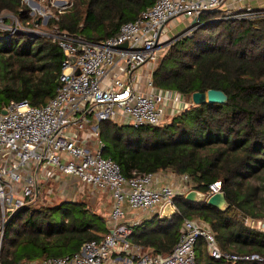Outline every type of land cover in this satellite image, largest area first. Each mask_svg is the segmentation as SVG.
<instances>
[{"label": "trees", "instance_id": "16d2710c", "mask_svg": "<svg viewBox=\"0 0 264 264\" xmlns=\"http://www.w3.org/2000/svg\"><path fill=\"white\" fill-rule=\"evenodd\" d=\"M156 0H72L49 24L60 31L100 42L116 35ZM264 11L263 9H259ZM34 26L24 0H0V12ZM207 12L190 36L174 40L153 70L154 86L182 94L191 105L167 123L135 128L112 120L100 123L103 154L115 160L125 176L172 171L188 175L195 189L208 192L221 181L226 210L207 201L176 195V210L156 214L132 226L128 241L154 254L167 255L177 244L186 218L214 231L223 252L259 254L264 258V231L247 218H264V16L220 18ZM65 54L48 36L33 38L18 31L0 34V74L12 83L0 86V112L12 100L41 106L54 97ZM223 90L228 103L195 105L192 95ZM263 180L261 186L252 180ZM109 232L107 219L88 204L66 200L56 206L17 210L6 226L2 264H25L78 252L88 241ZM196 264H264L213 258L203 238L196 244Z\"/></svg>", "mask_w": 264, "mask_h": 264}, {"label": "built area", "instance_id": "2783aa9c", "mask_svg": "<svg viewBox=\"0 0 264 264\" xmlns=\"http://www.w3.org/2000/svg\"><path fill=\"white\" fill-rule=\"evenodd\" d=\"M226 1L156 0L136 19L124 23L116 35L100 42L54 29L50 37L65 54L54 97L41 106L12 99L4 107L7 113L0 112V264L10 217L36 202L41 184L55 179L58 173L111 193L114 205L109 232L100 240L84 243L73 254L25 264H196L195 247L200 238L213 258L233 262L264 260L259 254L223 252L213 229L203 221L189 218L184 220L171 253H143L142 247L128 241L132 226L123 221L125 206L158 210L166 215L176 210L173 197L186 195L195 186L188 175L179 176L177 185L160 187L154 184L156 173L140 174L134 170L125 176L120 165L103 154L106 144L100 137L103 121L135 128L158 126L167 115L179 114L191 105L178 92L156 88L152 76L146 82L147 90H139L137 72L157 63L161 51L171 43L163 36L171 20L192 19L190 27L174 40L190 36L204 13L221 10ZM25 2L38 6L35 0ZM259 9L263 8L243 7L233 18L253 20L264 16ZM18 31L25 32L18 18L13 14L4 17L0 12V34ZM219 192L222 182L216 181L208 185L206 195ZM246 224L264 231V218H247Z\"/></svg>", "mask_w": 264, "mask_h": 264}, {"label": "rangeland", "instance_id": "374dc122", "mask_svg": "<svg viewBox=\"0 0 264 264\" xmlns=\"http://www.w3.org/2000/svg\"><path fill=\"white\" fill-rule=\"evenodd\" d=\"M38 3V6L34 7L33 5L29 4L28 2H24L29 6L30 8V15L33 18L34 26H25L21 25V30H24L26 33H28L33 38H36L38 36H48L50 37L54 33V29L56 26H51L49 24L50 20L53 17H56V11L62 12L66 8L71 6L72 0H35ZM63 1V3H62ZM221 11V10H219ZM237 10H231L226 11L222 13V16L220 18H231L233 19V16ZM2 15L9 16L12 15L10 12L3 11L1 12ZM8 18V17H7ZM6 18V19H7ZM183 20V23L179 25L178 28L173 29L171 31V36L168 37L166 42L170 39L171 43L173 40L180 36L181 33H183L184 29L187 28V25L185 23L186 17H181ZM8 22H11V19L8 20ZM175 23V22H174ZM170 43V44H171ZM166 45L164 49L160 53V59L164 56L166 50L168 49L169 45ZM159 61L156 63L154 69L157 67ZM153 70V69H152ZM13 80H8L6 77H3V75L0 74V86H3L6 83H12ZM174 116L173 115H167L164 120L163 124L169 122ZM121 124V123H119ZM73 177H68V179H72ZM263 180L261 179H253L252 184L261 186ZM43 183V182H42ZM41 193L40 197L36 202L31 204L30 206L34 208H41V207H47V206H56L66 200L70 201H81L83 203L88 204L90 207H92L96 212L102 214L105 216L106 219L109 217L110 221V211H111V203L109 199H106V196H100L98 198L94 197L96 196L95 192H90L89 185L84 184L82 181L79 180H66V177L62 180H49L46 184H41ZM264 195V194H263ZM147 252L144 251L143 253Z\"/></svg>", "mask_w": 264, "mask_h": 264}, {"label": "crops", "instance_id": "0c3cea01", "mask_svg": "<svg viewBox=\"0 0 264 264\" xmlns=\"http://www.w3.org/2000/svg\"><path fill=\"white\" fill-rule=\"evenodd\" d=\"M246 6H251L254 8H264V0H227L226 3L223 5V7L221 8V11L226 12V11H231V10H239L243 7ZM175 22V23H174ZM183 23V20L180 18H175L173 20H171L169 22V24H167L166 26V32L164 33V39L167 40L168 37H170L171 31L173 29H176L179 27L180 24ZM187 28L190 27V25L193 23L192 19H186L185 21ZM186 29V28H185ZM184 29V30H185ZM155 64H148L142 68H140L137 72V86L139 88V90L141 91H145L147 90L146 87V82L148 81V79H150V77L152 76ZM153 69V70H152ZM156 179L154 181V184L157 186H163L165 184H171V185H177L178 181H179V176L177 174H175L172 171H160L158 173H156ZM66 177V180H79L76 177H73L72 179H68V177L70 176H65L63 174L58 173L56 178L53 179V181H57V180H62ZM81 181V180H79ZM84 183V182H83ZM86 185H89L87 183H84ZM90 188V192H95L96 193V198L100 196H106V199L110 200L111 203V211L114 205V198L112 197L111 193L107 190H99L94 188L93 186L89 185L88 186ZM126 209V214L125 217L123 218V221L125 224H128L130 226L136 225L140 222H142L143 220H147V219H151L153 218L156 214H159L161 217L163 216H169L171 214H173L175 212V210H171V212L169 214H164V212H162V214H160L158 212V210H137V209H132L129 206H125ZM164 210V208H163ZM111 211H110V216H111ZM107 227L108 229H110V221H109V217L107 219ZM144 251H151L149 249H143Z\"/></svg>", "mask_w": 264, "mask_h": 264}, {"label": "water", "instance_id": "95a60500", "mask_svg": "<svg viewBox=\"0 0 264 264\" xmlns=\"http://www.w3.org/2000/svg\"><path fill=\"white\" fill-rule=\"evenodd\" d=\"M73 57V61H74ZM192 101L195 105H201L205 103H228V95L223 90L209 89L207 92H195L192 95ZM3 114L7 113L6 108L1 111ZM186 198L195 202L207 201L208 204L216 206L222 210H226L229 207V203L225 197V193L219 192L211 196H207L205 192L194 189L186 194Z\"/></svg>", "mask_w": 264, "mask_h": 264}, {"label": "bare ground", "instance_id": "6f19581e", "mask_svg": "<svg viewBox=\"0 0 264 264\" xmlns=\"http://www.w3.org/2000/svg\"><path fill=\"white\" fill-rule=\"evenodd\" d=\"M62 3H63V1H62ZM169 205L167 204L165 207H164V210L168 207Z\"/></svg>", "mask_w": 264, "mask_h": 264}]
</instances>
